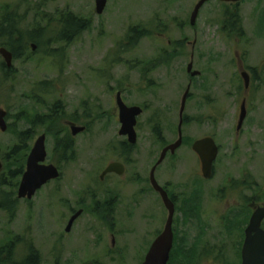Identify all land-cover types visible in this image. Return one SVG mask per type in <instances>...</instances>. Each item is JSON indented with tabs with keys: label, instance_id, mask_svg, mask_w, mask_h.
<instances>
[{
	"label": "rangeland",
	"instance_id": "374dc122",
	"mask_svg": "<svg viewBox=\"0 0 264 264\" xmlns=\"http://www.w3.org/2000/svg\"><path fill=\"white\" fill-rule=\"evenodd\" d=\"M198 1L109 0L98 14L96 0H0V24L6 11L16 10L26 32L43 27L28 55L14 58L9 70L2 69L0 54V107L9 113L7 130L0 128V158L18 142L19 133L30 128L34 131L30 146L46 132L49 158L63 170L59 180L31 200H19L14 212L0 208V248L14 241L13 259H25L32 247L40 264L144 261L154 232H161L167 219L163 204L148 200V175L163 147L178 139L181 99L190 83L187 65L194 52V68L202 74L191 83L183 144L160 168L166 169L165 179L176 193L192 190L193 181H199L204 204L201 218L179 216L180 244L174 249L199 253L208 247L214 255L200 258L198 264L241 263L239 249L252 213L241 207L243 195L264 202V0H244L240 5L242 35L230 33L224 15L229 6L215 0L205 3L191 25ZM64 12L88 21L69 41L60 38L59 17ZM132 27L146 31L134 45L128 44ZM4 42L0 37V47ZM239 60L252 75L248 89ZM43 83L52 89L46 92ZM118 90L128 105L144 108L136 126L138 140L130 152L121 151L125 138L119 135ZM244 99L248 115L237 131ZM69 119L87 130L73 136ZM68 135L73 149L67 153L60 142H67ZM207 135L221 146L212 179L201 177L200 161L191 147ZM62 152L70 155L67 163ZM120 158L128 163V172L116 182L108 176L101 182L106 164ZM3 164L6 174L8 165L4 160ZM244 176L250 188L242 191L240 186L229 195L217 192ZM1 186L0 200L9 199L11 191L17 197L19 185ZM105 200L110 202L107 211L96 205ZM79 208L83 213L66 231ZM229 222L236 224V230L227 226ZM216 253L222 259L215 258Z\"/></svg>",
	"mask_w": 264,
	"mask_h": 264
},
{
	"label": "water",
	"instance_id": "95a60500",
	"mask_svg": "<svg viewBox=\"0 0 264 264\" xmlns=\"http://www.w3.org/2000/svg\"><path fill=\"white\" fill-rule=\"evenodd\" d=\"M208 0H199L195 5L194 11L191 16V24L195 25L199 11L202 6ZM224 1H238V0H224ZM108 0H96V11L101 14L107 5ZM33 49H36V44L32 45ZM0 54L3 56L7 67L11 68L13 65V53L6 47L0 48ZM193 69V62L188 65V71ZM199 71H194L191 74L193 76L198 75ZM242 76L245 79V88L250 86V76L247 72H242ZM191 85H188L185 90L179 110V124L178 132L179 138L174 143L166 146L161 154V157L157 163L160 164L166 157L167 152H175L178 147L181 146L183 141V124H184V112L186 109L187 99L190 93ZM116 104L119 111V121L121 124L119 134L128 136V140L131 144H136L138 140L136 125L138 123V117L143 113V107L139 105H128L123 97L122 92L119 91L116 94ZM6 111H0V128L3 131L7 130V123L5 120ZM248 114L246 99L243 100L240 106L239 121L237 124V131H240L243 127L244 121ZM71 132L75 136L86 130V126L71 123ZM193 149L199 154L202 160V170L204 177L209 178L213 173L214 161L217 158L219 147L215 139L211 136L198 139L193 144ZM47 148H46V135H40L27 158L26 169L22 175L17 196L19 198L32 199L36 192L42 188L48 181L60 177V170L53 163L46 164ZM156 165V166H157ZM4 167L3 161L0 159V172ZM117 164H110L105 173L117 170ZM155 170V169H154ZM121 172V171H119ZM152 181L157 190L162 193V197L166 207L169 210L168 219L164 227L163 232L152 242L144 261L141 264H168L170 259V252L173 246V217L175 213L174 203L168 197L166 191L159 186L153 177ZM82 210L76 212L69 220L66 227V231H70L74 221L80 216ZM264 220V205L258 206L250 219V223L246 228V237L242 250V264H264V228L262 222Z\"/></svg>",
	"mask_w": 264,
	"mask_h": 264
},
{
	"label": "flooded vegetation",
	"instance_id": "af4514ba",
	"mask_svg": "<svg viewBox=\"0 0 264 264\" xmlns=\"http://www.w3.org/2000/svg\"><path fill=\"white\" fill-rule=\"evenodd\" d=\"M109 1V0H108ZM210 1V0H209ZM215 1H220L222 2L223 4H228L229 6V10L230 11H227L229 12L228 15L226 13H224L225 17L228 19V22L226 24L227 25V29L230 31V33H235L237 35H242V34H245V30H244V25H243V18H242V10H241V4L244 2V0H238V1H224V0H215ZM257 2L260 1V0H256ZM208 3V2H207ZM206 3V4H207ZM108 4V2H107ZM204 4L201 8V10L205 7ZM107 6V5H106ZM106 8V7H105ZM195 8V6H194ZM200 10V11H201ZM194 9L192 10V13H193ZM192 13H191V16H192ZM200 13V12H199ZM199 15V14H198ZM233 27L235 28V30L233 29ZM195 44H196V41L195 43L193 44V49L195 47ZM13 53V52H12ZM193 57H194V52H192L191 54V61L190 62H193V69L191 72L188 71V65H187V73L190 75L189 76V81L190 83L188 85H191L192 81H193V78L194 77H197V76H201V71L200 70H197L194 68V60H193ZM13 58H14V54H13ZM240 61V65L239 67L241 68V79L243 80L244 82V85H245V79L244 77L242 76V72H247L250 76V85H251V80H252V75L251 73L248 71V69H246V67L244 66V62L242 63L241 60ZM2 65V69L5 71L6 69L9 70L10 68L7 67L6 65V62H2L1 63ZM194 71H199L200 73L198 75H195L193 76L191 73L194 72ZM44 85V84H43ZM45 86V85H44ZM52 89V88H50ZM49 90H45L46 92H49ZM121 90H118L117 92H119ZM122 92V91H121ZM117 94V93H116ZM123 94V93H122ZM5 106H2L0 107V111L1 110H4L6 111V115H5V120L7 119L8 117V111L4 108ZM55 107V106H54ZM53 110V109H52ZM54 111V110H53ZM51 114V113H50ZM52 115V114H51ZM39 119V117H37ZM6 123H7V120H6ZM67 125H69L70 127V119L66 121ZM8 125V123H7ZM8 128V127H7ZM2 130V129H1ZM86 130H87V127H86ZM178 131V130H177ZM42 134H45L46 135V148H47V144H48V134L46 132H43L41 133L40 135ZM39 135V136H40ZM120 135V134H119ZM38 136V137H39ZM125 138L124 141H122L121 145V151L124 150V152L126 151H129L130 152V146H134V144H131L128 140V136L126 135H121ZM208 136H211L215 139L214 136L212 135H207V136H204V137H208ZM37 137V138H38ZM204 137H201V138H204ZM36 138V139H37ZM178 138H179V132H178ZM199 138V139H201ZM198 140V139H196ZM194 140L193 143H192V150L193 152L195 153V155H197L196 157L199 158V161H200V175L201 177L203 176L204 177V174H203V170H202V160L199 156V154L193 149V144L194 142L196 141ZM216 140V139H215ZM68 142L70 143V136H68V141L66 143V141H61L60 142V145H61V148L62 150L66 147L65 145L67 144L68 145ZM183 142V141H182ZM217 142V141H216ZM35 143V142H34ZM174 143V142H172ZM170 143V144H172ZM170 144H167L163 147V149L170 145ZM183 144V143H182ZM181 144V145H182ZM218 144V143H217ZM218 147H219V151H218V155H217V158L215 159L214 161V165H213V173L211 175V177L209 178H206L204 177V179H212V177L214 176L215 174V170H216V163L220 157V153H221V146L220 144H218ZM68 148L70 150V144L68 145ZM162 149V151H163ZM178 149H180V147H178L176 149V151L173 153L171 152L170 150L167 152L166 154V157L164 158V160L157 165L160 157H161V154H162V151L160 153V156L159 158L157 159V161L152 165L151 169H150V172H149V175H148V184L150 186V189H151V198L148 197V200H151L152 198H154L155 201H157V204L161 205L163 204V206L165 207L166 211H167V219H168V215H169V210L168 208L166 207L165 203H164V200H163V197H162V193L157 190L153 184V181H152V174H153V177L155 178L157 184L159 186L162 187V189L164 191L167 192L168 194V197L170 198V200L174 203V206H175V213H174V217H173V223H172V227H173V233H174V238H173V246H172V249H171V252H170V259L168 261V264L169 262L171 264H175V261L178 260L180 262H182L181 264H188L187 262H190L189 264H198V260H200V258H203L205 256L207 257H212V255H214V253L212 251H209L208 247H206L204 249V251H201L199 253H195L193 250H188V249H184L183 251H179L177 252L178 248L174 249V246L175 245H179L180 244V240L178 239V235L176 234V224H177V221H178V218L179 216L182 217V218H186V215H189V219L192 220V219H198V218H201L200 215L202 214V207H203V204H204V194H203V190L201 188V183L198 181H193L194 182V185H193V189L192 190H186V191H183L182 193H176L173 188H172V184H171V181L168 180V179H165V173H163L166 169H164V167L160 168L162 166V164L168 159V157L171 155H175L176 152L178 151ZM67 150V153L68 151ZM125 155V154H124ZM67 157H69L68 155H66ZM61 159L65 161H68L67 159L65 160L63 157H64V153L62 152L61 155H60ZM46 164H50L52 163L50 158H49V153H48V149H47V157H46V161H45ZM67 163V162H65ZM112 163H116L117 164V170H114L112 172H108V173H105V170L107 169V167L112 164ZM54 164V163H53ZM58 167V169L60 170V177L56 178V179H52L50 181H48L42 188H40L36 193H38L39 191H41L46 185H48L49 183L53 182V181H57L59 180L62 176H63V170L61 168V166L57 165V164H54ZM157 165V166H156ZM155 169V170H154ZM121 171V172H119ZM128 172V163L126 162V160H124L123 158H120V159H115V160H112L110 162H108L106 164V166L104 167V169L102 170V173L100 175V179H101V182H104L105 178L108 176V178H112L113 179V182H116L117 179L120 177V176H123L125 175L126 173ZM244 179L240 182H229L228 184H225L222 186V188L217 191L218 193H224V195H229V194H232L234 193V191H240V186L242 187V191L246 188H250L249 186V183H248V179L244 176L243 177ZM190 181V180H189ZM189 183H186V185H188ZM109 192V191H108ZM36 195V194H35ZM215 196H216V193H215ZM223 195L221 196H217V198L219 199L220 197H222ZM20 200H24V199H20ZM109 200H105L104 202H101L99 201L98 204L96 205H100L104 211H107L108 207V203ZM152 203H155L153 200L151 201ZM110 203V202H109ZM112 203V201H111ZM261 205H264V202L260 203L258 202V199L257 198H247L245 195H243V200H242V203H241V207L246 211H250V209L252 210V213L251 215L249 216L248 218V223L246 225V227L244 228V238H243V242L241 244V247L239 249V254H238V257L240 259V264H242V260H243V256H242V250H243V245H244V241H245V237H246V228L248 227L249 223H250V219H251V216L254 212V210L258 207V206H261ZM162 206V205H161ZM110 210H113L114 208L113 207H110L109 208ZM79 210H82V213H83V208H79L78 210H76V212H78ZM75 212V213H76ZM74 213V214H75ZM81 213V214H82ZM166 219V221H167ZM165 225H166V222H165ZM164 225V227H165ZM230 228L236 230V224L235 223H231L229 222L228 225ZM164 227L162 229L161 232H154L153 236L155 237L152 242L163 232L164 230ZM262 227L264 228V220L262 222ZM156 233H158L156 235ZM156 235V236H155ZM151 242V244H152ZM186 242L184 240V242H181L182 245H184ZM150 244V246H151ZM150 248V247H149ZM233 256H235L236 254V251H235V243L233 244ZM149 250V249H148ZM147 254V253H146ZM237 255V254H236ZM146 256V255H145ZM145 258V257H144ZM215 258L217 259H222V254H219V253H216V256ZM235 260V259H234Z\"/></svg>",
	"mask_w": 264,
	"mask_h": 264
},
{
	"label": "trees",
	"instance_id": "16d2710c",
	"mask_svg": "<svg viewBox=\"0 0 264 264\" xmlns=\"http://www.w3.org/2000/svg\"><path fill=\"white\" fill-rule=\"evenodd\" d=\"M60 22V38L63 40L69 41L70 38L80 32L82 29L88 26V21L86 19L80 18L76 14L72 12H64L60 14L59 17ZM235 30V28L233 27ZM43 27H36L32 33L26 32L23 28V19L20 17L19 13L16 10L10 11L6 14L4 13L2 16V21L0 24V37L5 39L3 45L9 48L13 54L14 58L21 57L23 55H28L29 45L33 41L38 42V39L41 37L39 36L42 32ZM146 31L144 29H138L137 27L130 28L128 39L129 43L134 45L136 40ZM40 33V34H39ZM38 38V39H37ZM45 85L44 89L49 90L51 85L43 83ZM55 111L58 108L55 107ZM186 122V117H185ZM34 126V125H33ZM34 131L33 129L28 128L25 131H21L19 133V140L18 142L6 151L2 156V159L6 161V165H8V171L2 172L0 174V185L9 186L10 188L15 189L19 185L21 176L25 170L27 157L30 152L31 146L29 144V139L33 137ZM69 136V135H68ZM67 143V142H66ZM70 149H73V139L70 137ZM68 145L66 144L65 148L63 149L65 152L69 150ZM64 153V152H63ZM65 160H69L70 156L67 157L64 153ZM13 163H16L15 168L11 167ZM13 191H11L9 199L3 197L0 200V208L2 209H9L14 212L15 204L19 201L17 197L11 196ZM14 244V241L11 240L10 243L4 245L0 248V264H40V257L39 253L32 247H30L28 255L25 259L18 261L13 259L11 256V248ZM4 253H7L6 260H3ZM178 261V260H176ZM175 261V263H176ZM188 264L190 262H187ZM169 264H171L169 262Z\"/></svg>",
	"mask_w": 264,
	"mask_h": 264
}]
</instances>
